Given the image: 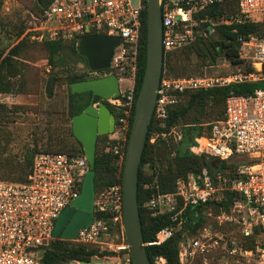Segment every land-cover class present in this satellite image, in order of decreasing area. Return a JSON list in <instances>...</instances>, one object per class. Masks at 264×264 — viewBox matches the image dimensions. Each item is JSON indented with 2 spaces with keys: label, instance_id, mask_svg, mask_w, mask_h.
<instances>
[{
  "label": "built area",
  "instance_id": "built-area-1",
  "mask_svg": "<svg viewBox=\"0 0 264 264\" xmlns=\"http://www.w3.org/2000/svg\"><path fill=\"white\" fill-rule=\"evenodd\" d=\"M226 3H236L238 14L231 20H221L222 26L264 25V0H161L164 55L192 44L196 40V28L203 23L201 13L208 7ZM144 9V0H137L136 4L132 0H54L38 18L43 31L52 32V37L81 38L101 34L121 38L111 66L115 65L128 76H118L120 96L105 102L118 114L114 134L110 135L113 142L106 151L122 161L138 96L135 85ZM238 41L241 45L239 58L251 69L249 72L242 70L227 78L201 80L162 76L152 119L160 129H165L170 109L179 104L187 91L264 81V31L239 34ZM124 81L128 85L126 88L122 86ZM101 101L94 105L98 106ZM150 142H154L153 137ZM190 152L195 157L221 163H229L234 158L246 161L237 167L233 177L203 168L198 174L179 178L175 190L170 193L160 192L157 177L144 184L146 190L153 191L145 207L153 217L168 216L172 222L146 245L161 246L170 241L182 226V215L187 207L221 201L227 193L239 194L240 202L249 208L251 215L257 212L264 226V90L227 97L224 119L216 122L209 133L195 138ZM88 171L85 156L40 151L35 155L27 182H0V264H42L46 251L59 239L54 237L55 223L79 198ZM108 211L112 216L107 222L104 215ZM97 214H102V219H95L92 225L80 229L72 240L97 244L102 237L116 232L122 240V250L126 251L125 264H132L124 235L122 183L109 188L103 206L94 204V215ZM184 244L180 243L181 262L183 254L203 253L206 247L200 239L188 241L187 247ZM159 261L166 264L164 258Z\"/></svg>",
  "mask_w": 264,
  "mask_h": 264
},
{
  "label": "rangeland",
  "instance_id": "rangeland-1",
  "mask_svg": "<svg viewBox=\"0 0 264 264\" xmlns=\"http://www.w3.org/2000/svg\"><path fill=\"white\" fill-rule=\"evenodd\" d=\"M136 4L137 0H132ZM45 4L38 0H0V50H10L19 45V55L24 64L25 79L22 86V94H0V104L8 108L7 113L0 115V165L19 164L31 159L39 149L60 151V139H67L69 127L72 121L69 114V78L88 72L83 58L76 51L78 40L73 38L52 37V32L43 31V26L38 18ZM228 17L214 19L208 15L203 17V23L196 28V40L187 47L167 54L166 69L175 66L174 71H168L166 77L173 79H203L209 77H230L233 73L246 71V66H234L222 57L212 60L210 57H198L195 53H203L204 44L212 48V55H218L221 38L217 29L222 26L221 20H231L237 10L231 9L224 12ZM233 16V17H231ZM43 35L41 39L40 36ZM59 42L60 50L57 56L51 60L50 43ZM76 44V45H75ZM49 46V48H48ZM77 53H76V52ZM189 54V58L182 57ZM48 71H45V70ZM115 74L126 77L127 74L120 71L115 65L107 71L99 73V76ZM98 75L92 74V77ZM123 88L128 85L126 81ZM222 88L213 86L208 89H195L182 94L178 107L185 108L189 105L190 98L202 91H211ZM259 89L264 90V85ZM18 90H16L17 92ZM223 110L221 99L205 95L197 97L185 118L180 119L171 128L165 131H157L151 134L150 139L159 143V147L167 150V159L171 160L176 155L177 145L181 141L183 128L195 126L202 127L207 133L208 126H213L214 121ZM158 133L165 134L164 136ZM115 138V137H113ZM113 140V139H112ZM163 152V150H162ZM113 157L112 171L117 177L121 171L123 161ZM246 159L233 160V166L243 164ZM150 169L146 168L148 175L158 178L159 164ZM105 177L104 172L100 173ZM149 176V175H148ZM19 180V179H18ZM159 181V178H158ZM0 182H8L2 178ZM144 183V184H146ZM143 184V187H144ZM145 189V188H144ZM109 188L101 189L95 194V206H103L107 201ZM222 201H212L206 207L204 222L201 228L193 233L177 228L176 238L184 246L188 241L200 239L205 244V251L195 252L192 256L183 254L182 262L179 252L180 264H264V226L258 221V217L251 215L249 208L242 202L235 201L227 207L213 205ZM211 203H213L211 205ZM242 205V206H241ZM107 213L104 219L108 222ZM204 236H208L207 239ZM61 242L84 246L87 252H93L92 259H101L105 263L119 261L126 251L122 250V240L116 232H110L107 237L95 243H77L73 240L59 239ZM192 252V251H191ZM194 252V251H193ZM89 262H85L89 264ZM80 261L66 260L59 264H81ZM156 264H161L156 259Z\"/></svg>",
  "mask_w": 264,
  "mask_h": 264
},
{
  "label": "trees",
  "instance_id": "trees-1",
  "mask_svg": "<svg viewBox=\"0 0 264 264\" xmlns=\"http://www.w3.org/2000/svg\"><path fill=\"white\" fill-rule=\"evenodd\" d=\"M39 3L45 4V8L51 5L54 0H38ZM145 9L143 12V27H142V39L140 45V56H139V64H138V73L136 77V85H135V94L136 96L139 93L143 75L146 66V35H147V0H144ZM237 10L238 8L236 3H226L221 5H214L208 7L201 14L202 17L208 15L214 19L220 17H228L224 12L231 9ZM43 9V10H44ZM42 10V12H43ZM41 12V13H42ZM236 14V15H237ZM235 15V16H236ZM233 17V16H231ZM236 31V32H235ZM256 31H264V25H254L250 23L241 24V25H231V26H220L217 29V33L221 38V45L219 48L214 47L213 51H218V55H212V48L208 44H204L203 53H199L198 50L195 53L198 57L208 58L210 57L212 60H216V57H222L229 61L234 66L241 67L244 66L242 60L239 58L240 51V43L238 41L239 34H248ZM79 38H76V41ZM77 44V43H76ZM75 44V45H76ZM51 54L48 58V63L52 67V62L59 52L61 46L59 42L50 43ZM48 46V48H49ZM77 51V47H76ZM75 51V52H76ZM77 53V52H76ZM167 57V55H165ZM166 57L164 58V69H163V77L166 76L168 71H174L173 68L175 66H171V68L166 69ZM185 59L189 58V54L183 56ZM85 64L87 66V62L85 59ZM88 69V67H87ZM24 64L21 62V56L19 55V45L13 46L10 50H0V94L8 95L12 93H16L17 95L22 94V86L25 79ZM246 71H251V69L246 67ZM102 73V72H100ZM97 77H92V73L88 70V72H83L79 76H71L69 78V114L72 118L84 110L91 100V94H72L70 91V85L77 82H82L89 79H94ZM261 85H264V81L255 82V83H246V84H232L227 87L211 90V91H202L196 95H193L190 99L189 105L185 108L178 107V105L172 107L169 113V119L167 121V127L165 130L171 128L176 122L180 119L185 118L187 115L189 108L193 105L197 97H204L205 95H209L214 98L221 99V105L223 106V110L214 121H221L225 116V102L227 97L230 95H249L253 93L255 90H258ZM16 90H18L16 92ZM101 99L96 98L95 103L99 102ZM114 113L116 119L118 114L115 110L109 107ZM8 108L5 105L0 104V115L3 113H7ZM212 126H208V132H210ZM164 129H160L156 124L155 120L152 121L149 126V132L146 139V145L144 148L141 165L139 168V176H138V202L140 208V216L142 223V232L143 239L146 244L153 242L155 236L158 231L161 229L168 227L172 224L170 217L164 216L155 218L151 215V212L148 208L145 207V204L149 202V200L153 197V191L146 190L143 187V184L146 183L147 180H151L153 175L148 173L146 174V168L152 169L156 164H159V185L161 193H170L175 190V183L179 178H186L190 174H198L201 172L203 168H208L210 172L214 173L216 171H221L225 175L229 177H233V174L238 166H233V160L229 163H221L213 159H207L205 157H195L190 152V147L194 143V139L204 135V130L202 127H199L198 124L195 126H187L182 130V139L177 145L176 155L173 159H167V150L160 148L159 143L150 145V136L152 133L157 131H165ZM113 140L111 136H102L98 138L97 143V152H96V165H95V194H97L103 188H111L118 184L122 183V170L124 161L122 164L121 171L119 175L116 177L114 172L112 171V163L113 157L118 158L111 152H107V147L112 144ZM60 151H52L48 149H39L35 152V154L28 161L24 162L23 165L19 164H5L0 165V180L2 178H6L8 183H25L27 182L28 176L31 173L34 158L37 152H52V153H65L70 156H84V151L82 144L77 141L73 134L72 129L69 127V136L67 139H60ZM163 150V152H162ZM146 171V172H145ZM104 172L106 174L105 177L101 176L100 173ZM19 179V180H18ZM241 201L242 197L237 193H227L226 196L221 200L220 203H211V205H220V207H227L235 201ZM210 204V203H209ZM197 205V206H189L183 212V224L180 227V230H188L190 232H197L204 222V215L206 212V207L209 205ZM106 215V214H105ZM104 215V216H105ZM258 217V221H260L258 213L254 214ZM112 216L110 211L107 212V219L109 220ZM177 233L175 236L168 241L167 243L161 246H147V255L150 261V264H156V259L164 258L166 260V264H180L179 262V252H180V242L177 238ZM93 253V252H92ZM91 252H87V249L84 246H80L77 244H70L68 242H61L58 240L54 241L50 248L46 251L42 264H59L66 260L70 261H80V262H89L94 257V254Z\"/></svg>",
  "mask_w": 264,
  "mask_h": 264
},
{
  "label": "water",
  "instance_id": "water-1",
  "mask_svg": "<svg viewBox=\"0 0 264 264\" xmlns=\"http://www.w3.org/2000/svg\"><path fill=\"white\" fill-rule=\"evenodd\" d=\"M160 1L147 0L146 66L122 170L124 235L132 264H150L142 232L138 176L164 69ZM121 42L119 37L91 34L78 39L77 51L86 60L88 70L99 74L110 69L114 51ZM70 91L72 94L90 93L92 96L89 105L72 118L71 124L74 138L82 144L89 171L83 180L79 198L61 213L55 223L54 237L63 240L74 239L80 229L103 217L102 214L94 215L97 143L99 137L114 134L116 117L105 101L120 96V81L117 75L110 74L73 83ZM96 98L102 100L98 106L94 105ZM89 264H104V261L92 259Z\"/></svg>",
  "mask_w": 264,
  "mask_h": 264
},
{
  "label": "crops",
  "instance_id": "crops-1",
  "mask_svg": "<svg viewBox=\"0 0 264 264\" xmlns=\"http://www.w3.org/2000/svg\"><path fill=\"white\" fill-rule=\"evenodd\" d=\"M21 61L24 62V60H22V59H21ZM46 61H47V60H46ZM45 71H48V70L46 69ZM111 138H112V136H111ZM123 256H124V257H123L122 259H119V261L112 262L111 264H125L124 259H125L126 256H125V254H123ZM104 263H105V262H104ZM107 264H108V263H107Z\"/></svg>",
  "mask_w": 264,
  "mask_h": 264
},
{
  "label": "flooded vegetation",
  "instance_id": "flooded-vegetation-1",
  "mask_svg": "<svg viewBox=\"0 0 264 264\" xmlns=\"http://www.w3.org/2000/svg\"><path fill=\"white\" fill-rule=\"evenodd\" d=\"M97 77H101V76L98 75Z\"/></svg>",
  "mask_w": 264,
  "mask_h": 264
}]
</instances>
